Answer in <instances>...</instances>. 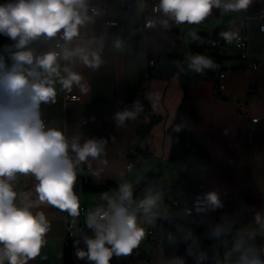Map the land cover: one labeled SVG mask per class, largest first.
Instances as JSON below:
<instances>
[{
	"label": "crops",
	"instance_id": "crops-1",
	"mask_svg": "<svg viewBox=\"0 0 264 264\" xmlns=\"http://www.w3.org/2000/svg\"><path fill=\"white\" fill-rule=\"evenodd\" d=\"M261 10H264V0H252L246 14L250 16L251 12ZM89 16H92L91 12ZM105 18L116 19L119 23L105 27ZM207 18L205 22L185 23L178 28L169 20V27L164 28L160 22L168 18L159 13L156 27L141 32L135 29L142 20L141 10L124 11L118 9L116 2L110 3L104 14L94 16L81 27V37L69 45H83L101 52L103 63L98 69L79 61H65V66L83 76L82 83L87 91L82 92L74 85L69 92L57 83L56 102L42 104L40 111L47 127L61 130L69 139L79 135L81 143L91 138L107 141L104 155L98 160L89 158L90 166L85 163L77 169L74 191L78 192L80 206L93 208L106 204L101 199L102 194L118 195L119 185L125 182L132 185L133 200L138 203L150 191L137 194L136 186L149 176L156 178L154 183L158 186L176 184L175 181L164 184L168 173H173L172 180L186 176L189 191L199 183L205 185L206 192L217 191L223 206L214 210L209 208L204 223L191 229L199 239L201 250L208 255L204 264H215L217 258L223 259L225 252L221 241L227 239L231 248L235 233L255 227V213L264 215V34L260 31L262 21L250 18L246 28V59H242L241 51L233 46L234 39L232 45L220 49L203 47L205 41L199 43V54L217 58V70L213 74L197 76L199 73L191 71L186 60V57L197 54L190 50L192 40L218 28L236 31L239 15L233 12L222 15L214 8ZM53 39L61 40L59 35ZM117 39L122 42L120 49L115 47ZM14 44L10 38L0 35V56H4L9 65V53L4 48ZM29 47L37 55L53 50L52 41L43 37ZM150 60L153 65L149 69ZM219 72L225 75L221 93L215 88ZM64 94H77L79 101H65ZM182 100L181 127L190 135V152L184 164L171 165L168 154L176 139L167 133V129L175 122ZM135 101L145 103L149 114L144 109L135 119H127L119 125L115 114L133 111ZM251 118H257V121L251 123ZM139 128L146 133L136 148L145 151L149 157L130 161L128 149L137 144L136 131ZM136 154L132 150L131 155ZM128 162L132 163L130 169H126ZM82 181L96 186L112 185L105 192H83ZM37 183L31 176L18 175L15 190L30 193V199L35 201ZM156 195L160 196L158 207L154 209L156 219L149 223L140 212L138 224L153 227L158 222L182 219L181 208L170 205L174 196ZM31 210L33 213L43 211L50 229L44 237L40 254L27 264H64L65 224L72 220L84 225L86 216L72 217L67 212L64 215L46 204ZM224 219L234 223L232 235L211 238L213 228L222 224ZM92 235L93 232L77 233L70 239L69 264H89L86 259L77 258L76 253L77 248L86 250L83 237ZM182 235L181 231L175 232L178 238ZM254 243L264 246V236L257 235ZM186 247L182 239L172 244L167 240L154 243L144 237L130 255H114L110 264H167L174 256L184 258L186 264H196L187 255ZM235 258L234 255L233 260Z\"/></svg>",
	"mask_w": 264,
	"mask_h": 264
},
{
	"label": "clouds",
	"instance_id": "clouds-1",
	"mask_svg": "<svg viewBox=\"0 0 264 264\" xmlns=\"http://www.w3.org/2000/svg\"><path fill=\"white\" fill-rule=\"evenodd\" d=\"M251 3L252 0H159L153 11L168 18L160 22L168 28L169 20L176 25L199 24L214 8L223 15L246 11ZM90 10L92 16H89ZM96 15L99 11L90 9L89 0H7L0 4V35L15 42L4 48L9 53L10 65L0 56V264L5 261L27 264L40 254L50 223L43 211L33 213V207L46 204L72 217L80 215V200L74 191L77 169L85 163L90 166L89 158L98 160L105 153L106 140L91 138L81 143L79 135L69 139L61 130L47 127L40 111L42 104L56 102L57 83L69 92L74 85L82 92L87 91L83 76L67 66L61 68L60 61H79L94 69L101 66L100 50L83 45L69 47L73 40L81 37V27ZM155 26L154 20L146 23L148 28ZM58 35L64 41L56 44L60 51L37 55L29 47L41 37L50 40ZM222 36L228 42L234 38L229 32H223ZM115 47H122L119 39ZM186 60L188 68L197 73L216 67L210 57L199 53ZM133 107V111L115 114L119 125L127 119H135L142 111L138 101ZM18 175L31 176L38 181L35 201L30 199V193L15 190ZM101 199L106 204L86 215V227L93 235L83 237L86 250L77 248L76 253L77 258L86 259L89 264H110L114 255L127 256L138 248L145 236L138 224V213L142 212L149 223L153 222L156 218L153 210L158 207L160 196L149 193L136 203L132 185L125 182L119 185L118 195L103 193ZM196 203L198 211L223 206L215 190L205 193L203 199L197 197ZM185 214L191 215V211L186 209ZM254 223L256 228L235 233L231 248L227 239L221 241L225 252L223 259L217 258L215 264H264V246L254 243L257 235L264 236V215L255 213ZM233 227L232 221L224 219L210 236L228 237ZM178 231L183 232L180 239L187 244V255L196 264H204L208 255L201 250L192 230L178 227ZM168 239L172 244L178 243L174 236ZM167 264H186V261L174 256Z\"/></svg>",
	"mask_w": 264,
	"mask_h": 264
},
{
	"label": "built area",
	"instance_id": "built-area-1",
	"mask_svg": "<svg viewBox=\"0 0 264 264\" xmlns=\"http://www.w3.org/2000/svg\"><path fill=\"white\" fill-rule=\"evenodd\" d=\"M7 0L0 1V4L6 3ZM116 2L118 9L124 10V11H134L136 9L141 10L142 12V20L137 26L135 27L136 30L141 32H147L153 30L155 27L148 28L146 27V23L148 20H154L156 21V16L159 14V12H154L153 9L158 5L159 0H90L89 6L90 9H97L99 11V14H104L107 6L112 3ZM219 10V9H218ZM220 11V10H219ZM91 12V10L89 11ZM92 13V12H91ZM232 13V12H229ZM239 15L238 21H237V32L234 34V43L233 46L241 51V58L246 59V50H247V22L250 18L256 17L262 21L260 25V31L264 34V10H262V13H256L254 16H246V11L241 12H233ZM228 14V13H225ZM119 23L116 19H103V24L105 27H111V26H117ZM173 25L178 28L181 25H176L173 22ZM53 44V50L60 51L59 48H56L57 42L60 44H63L64 41L62 40H54L53 38L50 39ZM205 46L214 48L216 47V43L214 41H205ZM228 45H232L231 42L228 43ZM61 68L65 67V61H60ZM149 67L153 65L152 61H149L148 63ZM63 75V72H62ZM224 72H219L217 74V79L215 83L216 90L221 93L224 89ZM148 75L146 74L145 79H147ZM63 100L70 101V102H78L79 96L77 94H64ZM251 123H255L257 121V118H251ZM190 138V135H187V139ZM132 167V163L128 162L126 165V169H130ZM206 193V187L204 184H196L192 188L191 191L185 189L183 192H181L179 195L175 196L171 199L170 205L174 207H179L182 209V219H174L170 222H161L158 225L154 227H146L144 225L139 224L140 227L144 229L145 236L148 239H151L154 241V243H157L162 240L169 241V236H174L178 243L180 242V238L175 236V232L178 231V227H182L184 229H192L195 226L201 225L205 221V216L208 212V209H205L203 211H198V205L196 203L197 197H200L203 199L204 194ZM78 196V192H76ZM99 206V205H97ZM97 206H94L93 208H89L87 206H80V216H86L87 213ZM190 210L191 215H186L185 210ZM62 212V211H61ZM64 215L66 212H62ZM253 228H256L253 227ZM83 232H92L91 229H88L86 227V224H75L72 220H67L65 224V230H64V236H63V244L64 246H68L70 239L77 233H83Z\"/></svg>",
	"mask_w": 264,
	"mask_h": 264
},
{
	"label": "trees",
	"instance_id": "trees-1",
	"mask_svg": "<svg viewBox=\"0 0 264 264\" xmlns=\"http://www.w3.org/2000/svg\"><path fill=\"white\" fill-rule=\"evenodd\" d=\"M256 13H258V11L251 12L250 16H254ZM207 19L208 18H206L202 22H205ZM223 32H229V33L235 34L237 32V29L236 31H229L224 28H218L215 31L207 35L198 36L192 40L190 44V50L194 53H199L200 47L198 46V44L206 40L214 41L216 43V47H214L215 49L227 47L229 42L226 41L224 37L222 36ZM202 46L205 47L204 45ZM206 48H210V47H206ZM208 57H210L214 61V63H216L217 58L215 56L208 55ZM166 58H169V57H166ZM215 70H217V67L204 71L203 73H199L197 74V76L200 74H213ZM215 83H216V80H215ZM183 102L184 101L182 100L181 104L179 105L177 109V117H176L175 122L167 129V133H169L171 136H173L176 139L175 144L170 148L169 154H168V163L171 165L184 164L190 152V138L187 139V135L189 134H186L181 127V123L183 119ZM139 104L142 106V111L146 109V112L149 114V109L147 108L146 104L143 102ZM142 111L139 112V115L142 113ZM145 133H146L145 130L141 128L137 129L136 131L137 144L135 145V147L133 146L128 149V159L130 161L134 160L135 158L145 159L149 157L148 156L149 154H147L145 151H142L136 148V146H138V143L144 139ZM132 150L137 152L135 156L131 155ZM155 180L156 178L154 176L146 177L141 184L136 186V193L142 194V193L150 191V193H152L153 195L162 194L165 198H168L171 196H177L178 194H180L183 190L187 188L186 176L184 175H181L178 181L176 182V184L171 185V186H166V185L158 186L154 183ZM111 185L112 184H106L104 186H96L93 184L86 183L85 181H82L81 190L83 192H105L107 191L108 187ZM159 223L160 222H158L156 225H158ZM64 264H69L68 246H65V250H64Z\"/></svg>",
	"mask_w": 264,
	"mask_h": 264
},
{
	"label": "rangeland",
	"instance_id": "rangeland-1",
	"mask_svg": "<svg viewBox=\"0 0 264 264\" xmlns=\"http://www.w3.org/2000/svg\"><path fill=\"white\" fill-rule=\"evenodd\" d=\"M175 171H176V168H173ZM172 169V170H173ZM174 171V172H175ZM159 172L157 171V174H158ZM165 173H166V171H165ZM180 177V176H179ZM172 178H173V173H168V175L164 178V184H169L170 185V183H172L173 181H175V182H177L178 180V177L175 179V180H172Z\"/></svg>",
	"mask_w": 264,
	"mask_h": 264
},
{
	"label": "bare ground",
	"instance_id": "bare-ground-1",
	"mask_svg": "<svg viewBox=\"0 0 264 264\" xmlns=\"http://www.w3.org/2000/svg\"><path fill=\"white\" fill-rule=\"evenodd\" d=\"M258 13H262V10L261 11H259ZM246 16H249V14L247 15L246 14ZM209 41V40H208ZM211 41V40H210ZM204 46H205V44H204ZM228 46H230V45H228ZM205 47H207V46H205ZM151 61V60H150ZM153 62V61H152ZM149 63V62H148ZM148 67H149V65H148ZM150 68V67H149ZM147 75H148V73H147ZM148 78V77H147ZM131 163V162H130ZM187 189V188H186ZM183 192V191H182ZM207 193V192H206ZM179 195V194H178ZM175 197V196H174ZM173 197V198H174ZM171 201V200H170ZM182 210V209H181ZM161 223V222H160ZM142 225V224H141ZM145 226V225H144ZM146 227H148V226H146ZM154 227V226H153Z\"/></svg>",
	"mask_w": 264,
	"mask_h": 264
}]
</instances>
